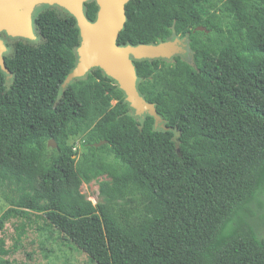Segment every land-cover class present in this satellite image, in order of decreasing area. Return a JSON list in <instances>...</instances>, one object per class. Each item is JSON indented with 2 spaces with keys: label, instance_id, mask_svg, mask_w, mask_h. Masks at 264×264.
Masks as SVG:
<instances>
[{
  "label": "trees",
  "instance_id": "16d2710c",
  "mask_svg": "<svg viewBox=\"0 0 264 264\" xmlns=\"http://www.w3.org/2000/svg\"><path fill=\"white\" fill-rule=\"evenodd\" d=\"M124 9L119 46L186 38L191 53L190 62L134 61L162 130L135 117L99 68L64 85L79 30L48 8L33 19L41 42L18 40L3 57L9 87L0 69L3 200L40 214L93 264H264V0H129ZM97 10L83 2L88 21ZM93 84L115 104L94 123L100 140L77 156L57 139L84 115ZM103 176L92 204L80 187Z\"/></svg>",
  "mask_w": 264,
  "mask_h": 264
},
{
  "label": "rangeland",
  "instance_id": "374dc122",
  "mask_svg": "<svg viewBox=\"0 0 264 264\" xmlns=\"http://www.w3.org/2000/svg\"><path fill=\"white\" fill-rule=\"evenodd\" d=\"M48 8L55 9L61 15H71L61 2L55 0L33 4L26 12V18L29 21V37H25L24 35H8L6 31L0 33V39L4 45L3 56L8 57L12 55V45L18 40L31 46H35L41 42L35 30L33 19L38 13ZM80 10L82 12L81 7ZM181 45V52L178 55L164 60L171 62L173 57L180 56L183 60L190 62L191 53L187 42L182 40ZM96 68L98 67H93L90 71ZM4 74L6 86L9 87L12 77L7 73ZM81 99L86 106L84 115L76 121L71 122L64 133L57 139L59 143L72 146L77 156L85 152L82 147L83 145L100 140V134L93 129L94 123L104 111L115 104L114 101L106 103L105 94L95 84L91 85L81 95ZM132 114L137 117L133 110ZM162 128L163 125L160 123L155 127L156 130H162ZM102 181H109V179L103 176L91 181L89 184H82L80 187V192L92 204H96L98 201V185ZM258 232L261 235L264 234V228L259 226ZM0 264L93 263L86 254L77 250L66 240H63L62 235L55 229H46L40 214L22 212L19 209L13 208L3 200L0 194Z\"/></svg>",
  "mask_w": 264,
  "mask_h": 264
},
{
  "label": "water",
  "instance_id": "95a60500",
  "mask_svg": "<svg viewBox=\"0 0 264 264\" xmlns=\"http://www.w3.org/2000/svg\"><path fill=\"white\" fill-rule=\"evenodd\" d=\"M48 1L52 0H0V33L6 31L8 35L29 37L26 12L33 4ZM55 1L61 2L74 17L81 39L76 49V65L66 77L64 85L82 78L93 67H98L106 76L117 82L125 94V101L136 116L148 114L153 117L154 125L161 123L154 104L146 102L138 93L134 61L167 59L178 55L181 52V41L186 42V38H174L158 44L119 46L116 40L125 23L124 8L129 0H93L98 7L93 22L88 21L83 14V2L87 0ZM76 8L79 9L78 13L74 12ZM194 32L208 33L204 27H197ZM3 51L4 45L0 39V69L8 74L4 66ZM103 144H106V141L92 146L97 148ZM48 147H57L54 139L48 141Z\"/></svg>",
  "mask_w": 264,
  "mask_h": 264
},
{
  "label": "bare ground",
  "instance_id": "6f19581e",
  "mask_svg": "<svg viewBox=\"0 0 264 264\" xmlns=\"http://www.w3.org/2000/svg\"><path fill=\"white\" fill-rule=\"evenodd\" d=\"M74 12H75V13H78V12H79V9H78V8H76V9L74 10Z\"/></svg>",
  "mask_w": 264,
  "mask_h": 264
}]
</instances>
